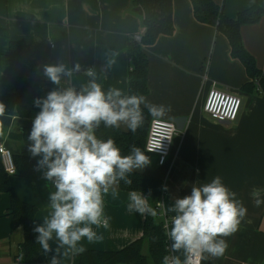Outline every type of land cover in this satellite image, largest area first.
Instances as JSON below:
<instances>
[{
  "label": "crops",
  "instance_id": "obj_1",
  "mask_svg": "<svg viewBox=\"0 0 264 264\" xmlns=\"http://www.w3.org/2000/svg\"><path fill=\"white\" fill-rule=\"evenodd\" d=\"M133 0H0V85L11 82L12 73L7 58L9 42L25 47L23 72L32 76L37 63H75L91 67L108 87H120L128 93L130 59L128 41L144 33L142 16L132 7ZM223 7L229 18L264 0H213ZM175 32L161 37L146 49L148 58V93L155 104L170 106L168 114L159 120L170 121L177 128L171 155L164 167H158L156 157L143 173L164 183L165 196L161 212L169 220L175 198L191 194L195 183L210 182L215 176L237 193L247 208L240 230L227 238L229 248L220 258L202 260L200 264H264V204L256 207L253 191H260L264 200V94L245 89L248 82L244 66L231 56L230 44L216 28L196 21L189 0H173ZM246 50L255 58L264 73V15L260 21L241 28ZM76 77L72 83L86 81ZM56 87L46 78L37 92L22 89L21 93L33 104ZM241 97L243 106L237 121L221 123L204 112L211 90ZM35 105V104H34ZM36 106V105H35ZM40 108L29 118L15 116L4 121L0 144L14 155L29 154L30 142L14 137L22 128L32 127ZM150 122L154 119L149 115ZM122 131H128L124 126ZM15 191L26 203L37 207L35 225L48 215V194L53 189L43 178L42 170L34 179L9 177ZM128 192L105 197V215L109 228L96 229L104 239L96 243L83 242L85 250L118 251L143 234L145 215L129 212ZM10 199L0 198V264H23L17 256L24 232L17 227L9 213ZM170 243V241H169ZM55 250V241H50ZM44 255L38 245V264H49L51 256ZM62 259L72 264L73 255Z\"/></svg>",
  "mask_w": 264,
  "mask_h": 264
},
{
  "label": "clouds",
  "instance_id": "obj_2",
  "mask_svg": "<svg viewBox=\"0 0 264 264\" xmlns=\"http://www.w3.org/2000/svg\"><path fill=\"white\" fill-rule=\"evenodd\" d=\"M43 75L56 87L46 97L34 100L40 111L28 136V151L32 157H40L36 170H42L53 190L48 194V215L33 230L44 255L54 252L49 264H62L69 252L85 250L84 241L104 239L96 229L109 228L105 197H116L121 182L131 186V175L151 163L141 147L133 145L129 154L123 155L113 138L103 139L97 130L101 125L108 129L124 126L135 134L144 124V109L154 120L162 119L171 109L120 87L105 89L95 69L78 62L71 68L64 63L44 65ZM76 77L87 79L74 84ZM10 118H16L15 112L8 113L0 102V136L4 121ZM252 195L256 207L264 204L259 190ZM127 196L128 211L141 216L156 217L163 205L156 201L153 207L139 190H130ZM170 211L165 235L171 254L163 257L162 264H200L224 256L229 248L227 238L240 230L248 210L217 175L210 182L193 184L191 194L175 198ZM50 241H55V250Z\"/></svg>",
  "mask_w": 264,
  "mask_h": 264
},
{
  "label": "trees",
  "instance_id": "obj_3",
  "mask_svg": "<svg viewBox=\"0 0 264 264\" xmlns=\"http://www.w3.org/2000/svg\"><path fill=\"white\" fill-rule=\"evenodd\" d=\"M192 4L194 17L197 22L216 28L223 34L230 44L231 56L244 66L248 82L245 89H258L264 94V73L258 68L255 58L246 50L241 28L244 25L256 24L264 15V8L256 4L240 13L236 18L225 15L223 7L213 0H189ZM132 7L142 16L144 33L141 40L128 41L127 55L130 59V72L128 77V93H148V58L146 49L155 45L161 37H170L175 32L173 18V0H133ZM0 35L8 34L0 30ZM25 47L18 42L10 41L7 53L9 67L12 73L11 82L0 85V102L5 103L8 113L15 112V116L29 118L36 106L25 96L22 89L37 92L46 81L43 75L44 63L32 66V76L28 77L23 72ZM144 124L135 134L130 130L108 129L101 125L97 135L103 139L113 138L120 147L122 154L127 155L133 145L141 147L151 160V154L146 151L145 145L149 132L150 117L144 109ZM32 127L22 128L14 137L28 141ZM31 143V142H30ZM40 157L27 155H14L17 167L16 176L34 179L39 171L36 170ZM9 175L4 171L0 158V198L3 194L9 196V213L14 218L17 227L24 232V240L20 245L17 259L23 264H38V233L34 232L37 207L24 202L15 191ZM131 186L121 182L120 188L125 192L139 190L148 196L150 203L156 207V201H161L165 196L164 183L161 179L147 175L138 170L131 177ZM162 218L158 212L156 217L145 215L143 234L127 247L118 251L84 250L73 255L72 264H162L163 257L169 255V240L165 232V223L158 220ZM23 256V260L20 257Z\"/></svg>",
  "mask_w": 264,
  "mask_h": 264
},
{
  "label": "built area",
  "instance_id": "obj_4",
  "mask_svg": "<svg viewBox=\"0 0 264 264\" xmlns=\"http://www.w3.org/2000/svg\"><path fill=\"white\" fill-rule=\"evenodd\" d=\"M138 41L140 37L136 38ZM242 108V99L240 96L222 92L216 89L210 91L204 105V112L212 119L221 123H233L237 121ZM177 136V128L174 123L164 120H153L149 124V132L146 140V151L156 157L158 167H164L171 155L172 145ZM161 145L155 151H148ZM0 158L2 160L4 171L9 176H15L17 167L14 160V154L4 145L0 144ZM162 207L157 209L161 213L166 224L169 220L161 212ZM166 228V227H165ZM169 249V248H168ZM169 254H171L169 249ZM201 263V262H200Z\"/></svg>",
  "mask_w": 264,
  "mask_h": 264
},
{
  "label": "rangeland",
  "instance_id": "obj_5",
  "mask_svg": "<svg viewBox=\"0 0 264 264\" xmlns=\"http://www.w3.org/2000/svg\"><path fill=\"white\" fill-rule=\"evenodd\" d=\"M158 220L165 222L164 218H159Z\"/></svg>",
  "mask_w": 264,
  "mask_h": 264
},
{
  "label": "water",
  "instance_id": "obj_6",
  "mask_svg": "<svg viewBox=\"0 0 264 264\" xmlns=\"http://www.w3.org/2000/svg\"><path fill=\"white\" fill-rule=\"evenodd\" d=\"M242 106H243V101H242Z\"/></svg>",
  "mask_w": 264,
  "mask_h": 264
}]
</instances>
